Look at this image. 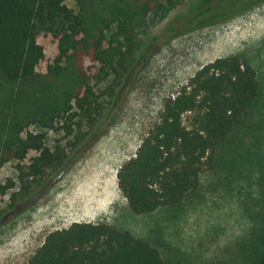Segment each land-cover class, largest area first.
<instances>
[{
    "label": "rangeland",
    "instance_id": "obj_1",
    "mask_svg": "<svg viewBox=\"0 0 264 264\" xmlns=\"http://www.w3.org/2000/svg\"><path fill=\"white\" fill-rule=\"evenodd\" d=\"M231 1V0H230ZM229 1V3H230ZM184 0L166 18L153 15L137 39L152 44L130 66L133 70L115 88L113 76L99 80L101 65L92 57L78 58L63 76L49 74L59 54L58 39L39 33L44 59L38 78L11 84L0 75V264H29L30 258L55 230L74 222L105 223L131 233L154 246L166 264H250L262 251L264 234V1L221 20L201 17L175 37L165 30L182 26L189 18ZM219 0L213 12L221 11ZM66 4L76 11L75 1ZM237 56L256 71L257 106L246 115L227 141L217 147L214 166L205 167L199 186L177 205L137 214L119 187L117 173L134 157L149 130L159 122L165 100L201 69L221 57ZM72 71L93 87L104 108H109L96 140L85 154L55 182L24 175L30 153L18 162L5 156L11 130L44 133L52 150L66 149L79 132L80 119L67 120L74 100L68 93L82 91ZM111 93V92H110ZM112 95V94H111ZM112 103V104H111ZM187 114L184 124L191 125ZM83 123V122H82ZM71 125L72 133L65 127ZM83 131L89 126L84 122ZM71 152V151H69Z\"/></svg>",
    "mask_w": 264,
    "mask_h": 264
},
{
    "label": "trees",
    "instance_id": "obj_2",
    "mask_svg": "<svg viewBox=\"0 0 264 264\" xmlns=\"http://www.w3.org/2000/svg\"><path fill=\"white\" fill-rule=\"evenodd\" d=\"M75 1L79 11L66 2ZM184 0H0V75L11 84L38 78L37 66L44 49L37 42L39 33L58 39L59 54L49 65V74L63 76L78 58L92 57L101 65L99 80L113 76L108 89L112 102L116 86L127 80L139 54L151 46L137 39L150 16L166 18ZM217 0H190L186 12L191 16L182 26L165 30L162 38L175 37L196 20L207 16L218 21L255 6L264 0H219L221 11H213ZM230 1V3H229ZM214 18V20H213ZM83 89L68 93L74 100L65 111H76L67 120L78 118L79 132L66 149L52 150L44 133L11 130L5 140V156L18 162L30 153L24 175L45 179L53 172L55 182L81 158L99 134L109 108H104L93 87L72 71ZM111 92V93H110ZM112 94V95H111ZM259 83L254 68L237 56L221 57L199 69L180 90L169 96L159 122L143 139L134 157L117 173L119 187L137 214L152 213L161 207L179 204L198 188L205 167L214 166L215 151L243 124L258 103ZM114 98V99H113ZM112 104V103H111ZM191 115V125L184 124ZM83 122V123H82ZM84 122L89 130L83 131ZM72 133L71 125L65 127ZM71 151V152H69ZM12 188L0 185V193ZM262 251L250 264H264ZM29 264H166L157 248L105 223L74 222L68 228L50 232L30 258Z\"/></svg>",
    "mask_w": 264,
    "mask_h": 264
}]
</instances>
